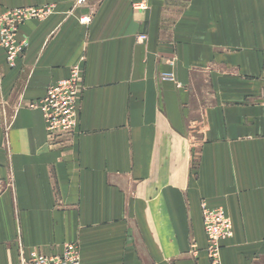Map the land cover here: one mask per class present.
<instances>
[{
	"label": "crops",
	"instance_id": "obj_1",
	"mask_svg": "<svg viewBox=\"0 0 264 264\" xmlns=\"http://www.w3.org/2000/svg\"><path fill=\"white\" fill-rule=\"evenodd\" d=\"M0 5L55 7L0 57V264L69 243L82 264H212L203 203L233 223L222 264H264V0ZM78 63V128L52 139L31 105Z\"/></svg>",
	"mask_w": 264,
	"mask_h": 264
},
{
	"label": "built area",
	"instance_id": "obj_2",
	"mask_svg": "<svg viewBox=\"0 0 264 264\" xmlns=\"http://www.w3.org/2000/svg\"><path fill=\"white\" fill-rule=\"evenodd\" d=\"M85 0H80L84 4ZM137 6V5H136ZM140 9L144 6L138 5ZM55 11L53 5L31 7H7L0 5V57L3 55L11 68L24 50V42L19 40L22 26L33 20H45ZM90 15L81 18L82 24H89ZM146 36H143L145 39ZM83 67L75 64L68 78L60 79L52 84L47 95L32 103V109L43 112L47 132L54 139L62 135L74 134L79 124L81 99L84 90ZM264 79V73H263ZM204 229L207 237L209 257L212 264H222V243L233 237V223L224 208H209L203 203ZM78 244L69 243L59 254L50 256L39 251H32L29 256L21 253L20 264H82Z\"/></svg>",
	"mask_w": 264,
	"mask_h": 264
}]
</instances>
